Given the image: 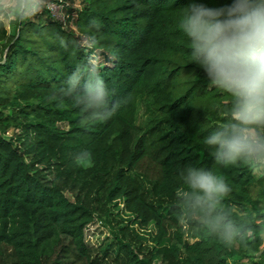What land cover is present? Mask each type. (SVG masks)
<instances>
[{
	"label": "trees",
	"instance_id": "trees-1",
	"mask_svg": "<svg viewBox=\"0 0 264 264\" xmlns=\"http://www.w3.org/2000/svg\"><path fill=\"white\" fill-rule=\"evenodd\" d=\"M78 2L66 19L45 9L13 32L0 29V264H264V176L216 164L203 143L222 122L213 106L230 97L191 62L178 29L192 0ZM93 21L104 59L117 57L100 72L109 99L122 102L106 122L49 99L84 61L76 42ZM84 150L91 167L74 163ZM187 166L223 176L232 188L225 203L256 213L246 246L179 222L175 191ZM94 219L111 234L98 247L84 241Z\"/></svg>",
	"mask_w": 264,
	"mask_h": 264
},
{
	"label": "clouds",
	"instance_id": "clouds-1",
	"mask_svg": "<svg viewBox=\"0 0 264 264\" xmlns=\"http://www.w3.org/2000/svg\"><path fill=\"white\" fill-rule=\"evenodd\" d=\"M45 9L54 11L52 0H0V29L14 28ZM177 26L187 38L191 62L203 70L212 86L230 97L227 107L213 106L222 122L203 139L209 154L216 164L243 163L254 175L264 176V0H230L216 7L192 0ZM98 31L93 21L79 35L76 45L84 50V61L49 99L70 100L84 120L106 122L122 102L109 99L100 74L117 57L104 59ZM61 43L66 47V42ZM74 163L91 167V153L75 154ZM179 179L175 191L179 222L216 237L226 247L246 246L253 236L256 213L225 203L232 192L226 179L195 166L183 168Z\"/></svg>",
	"mask_w": 264,
	"mask_h": 264
},
{
	"label": "rangeland",
	"instance_id": "rangeland-1",
	"mask_svg": "<svg viewBox=\"0 0 264 264\" xmlns=\"http://www.w3.org/2000/svg\"><path fill=\"white\" fill-rule=\"evenodd\" d=\"M59 3L52 2L54 11H51L52 15L59 19L63 20L66 19L67 12L71 8L78 6V0H58ZM73 20H68L65 28H73L72 24ZM8 32H13V28L9 27L7 28ZM137 123L140 126H144L146 123V111H145V100L144 98H141L138 103V110H137ZM7 134H10V131H7ZM122 205L121 203L118 206V209H121ZM124 214V213H123ZM149 231H154L153 224H150L148 226ZM111 237V234L109 232L108 227L100 222L98 219H94L89 224H87L84 228V241L88 246L91 247H98L100 246L104 241L109 239ZM243 261V260H242ZM227 264H235V261H232L231 259H226ZM155 264H163L159 260L156 261Z\"/></svg>",
	"mask_w": 264,
	"mask_h": 264
}]
</instances>
